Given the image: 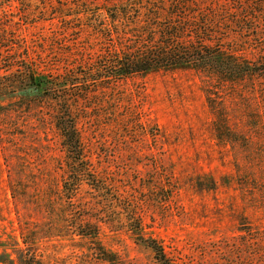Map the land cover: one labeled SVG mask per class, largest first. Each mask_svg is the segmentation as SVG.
I'll return each mask as SVG.
<instances>
[{"label": "rangeland", "instance_id": "1", "mask_svg": "<svg viewBox=\"0 0 264 264\" xmlns=\"http://www.w3.org/2000/svg\"><path fill=\"white\" fill-rule=\"evenodd\" d=\"M234 2L244 9L242 16L251 18L237 31L252 37V48L264 46V0L230 4ZM78 3L0 0V46L23 41L40 48L58 35L60 49L67 50L68 43L81 50L89 43V22L55 17L61 8ZM69 26L76 31L66 33ZM81 28L85 32L77 31ZM252 53L245 58L253 61L263 55ZM56 62V57L50 60ZM260 83L256 88L245 84L234 100L223 103V114L229 117L225 129L231 135L226 142L215 137L202 80L193 70L161 71L121 82L116 95L110 93L121 98L118 110L97 109L102 95L80 102L79 128L89 160L111 181L126 186L128 196L143 201L144 239L156 240L176 264H264V82ZM31 133V140L21 143L16 153L3 150L0 143L1 264H156L151 252L126 232L102 230L92 239L44 238L49 219L38 217L30 206L37 192L45 191L46 179L53 176L60 182V172L54 173L53 167L61 153L50 126L35 122ZM157 169L169 175L175 187L163 207V195L149 192ZM10 172L23 192L18 200L9 190ZM257 238L261 243L250 242Z\"/></svg>", "mask_w": 264, "mask_h": 264}, {"label": "trees", "instance_id": "2", "mask_svg": "<svg viewBox=\"0 0 264 264\" xmlns=\"http://www.w3.org/2000/svg\"><path fill=\"white\" fill-rule=\"evenodd\" d=\"M230 2L79 0L75 7L61 8L55 17L69 23L89 22L85 28L89 43L81 50L68 43L67 50L60 49L58 35L40 48L23 41L0 46L1 148L16 153L21 143L31 140L35 122L50 126L59 141L61 160L53 171L60 172L61 180L46 179L45 191H38L30 206L38 217L49 219L44 238L92 239L102 230L126 232L151 252L156 264H176L156 240L144 239L143 201L128 196L126 186L111 181L89 160L79 128L80 102L102 95L97 109L118 110L121 98L115 95L121 82L155 72L193 70L202 80L215 137L230 140L223 103L234 100L245 84L256 88L264 82V46L252 48V37L237 31L251 18ZM74 11L76 15H66ZM64 30L76 31L72 26ZM254 50L263 55L247 60ZM54 57L58 62L51 64ZM151 179L149 192L163 195V207L175 190L171 177L157 169ZM12 181L10 172L9 190L18 200L23 192ZM21 236L25 241V233Z\"/></svg>", "mask_w": 264, "mask_h": 264}]
</instances>
